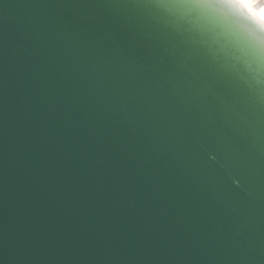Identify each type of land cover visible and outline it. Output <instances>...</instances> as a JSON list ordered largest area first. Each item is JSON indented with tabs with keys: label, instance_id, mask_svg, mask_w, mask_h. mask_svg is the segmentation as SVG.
<instances>
[{
	"label": "water",
	"instance_id": "water-1",
	"mask_svg": "<svg viewBox=\"0 0 264 264\" xmlns=\"http://www.w3.org/2000/svg\"><path fill=\"white\" fill-rule=\"evenodd\" d=\"M0 264H264V30L0 0Z\"/></svg>",
	"mask_w": 264,
	"mask_h": 264
},
{
	"label": "snow or ice",
	"instance_id": "snow-or-ice-1",
	"mask_svg": "<svg viewBox=\"0 0 264 264\" xmlns=\"http://www.w3.org/2000/svg\"><path fill=\"white\" fill-rule=\"evenodd\" d=\"M192 0H136L138 6L155 10L157 15L171 19L177 11L188 6ZM228 7L243 16L261 30H264V18L258 15V9L264 7V0H222Z\"/></svg>",
	"mask_w": 264,
	"mask_h": 264
},
{
	"label": "bare ground",
	"instance_id": "bare-ground-1",
	"mask_svg": "<svg viewBox=\"0 0 264 264\" xmlns=\"http://www.w3.org/2000/svg\"><path fill=\"white\" fill-rule=\"evenodd\" d=\"M258 15L261 17V18H264V7H260L258 9Z\"/></svg>",
	"mask_w": 264,
	"mask_h": 264
}]
</instances>
